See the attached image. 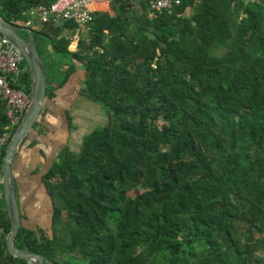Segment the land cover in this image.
<instances>
[{"label":"trees","instance_id":"trees-1","mask_svg":"<svg viewBox=\"0 0 264 264\" xmlns=\"http://www.w3.org/2000/svg\"><path fill=\"white\" fill-rule=\"evenodd\" d=\"M54 1L0 0V16L18 26ZM92 15L74 52V24L33 31L47 94L78 62L82 95L108 119L43 175L50 232L21 227L16 245L46 264H264V0H182L154 17L117 1ZM8 126L0 100V181ZM10 230L0 183V264H28L8 252Z\"/></svg>","mask_w":264,"mask_h":264},{"label":"crops","instance_id":"crops-1","mask_svg":"<svg viewBox=\"0 0 264 264\" xmlns=\"http://www.w3.org/2000/svg\"><path fill=\"white\" fill-rule=\"evenodd\" d=\"M93 9L108 11V6L94 5ZM75 66L63 85L51 83L53 96L47 95L42 113L21 144L12 165L22 227L30 230H51L52 203L42 181L43 175L58 160L63 149H71L70 143L75 139L81 140V146L84 136L98 125L86 132L75 120L96 111L98 116L103 111L100 105L82 95L85 69L78 62ZM100 121L104 125L106 117Z\"/></svg>","mask_w":264,"mask_h":264},{"label":"built area","instance_id":"built-area-1","mask_svg":"<svg viewBox=\"0 0 264 264\" xmlns=\"http://www.w3.org/2000/svg\"><path fill=\"white\" fill-rule=\"evenodd\" d=\"M117 1L146 4L149 17H154L164 11L172 12L176 6L181 4L182 0H55L49 5H38L31 8L28 11L26 22H18L17 25L32 28L33 31L44 24L62 27L66 23H72L76 28L78 27L77 32L86 37L92 29L94 5L108 6ZM250 1L258 2L260 0ZM24 62L25 59L21 52L8 39L1 37L0 100L5 104L9 120L8 131L3 135L1 144H4L11 132L18 127L30 104V94L19 87L26 69L23 66Z\"/></svg>","mask_w":264,"mask_h":264},{"label":"water","instance_id":"water-1","mask_svg":"<svg viewBox=\"0 0 264 264\" xmlns=\"http://www.w3.org/2000/svg\"><path fill=\"white\" fill-rule=\"evenodd\" d=\"M19 31L27 32L29 39L23 38L18 33ZM0 34L21 52L31 77L30 104L8 143L2 163L0 183L3 186L6 210L11 222V230L7 235V250L13 257L23 259L28 264H46L41 254L20 249L15 243V238L22 227V215L17 201L15 178L12 170L16 153L37 123L44 107L47 95L45 65L37 50L32 30L11 24L0 16ZM49 48L51 49V47Z\"/></svg>","mask_w":264,"mask_h":264},{"label":"rangeland","instance_id":"rangeland-1","mask_svg":"<svg viewBox=\"0 0 264 264\" xmlns=\"http://www.w3.org/2000/svg\"><path fill=\"white\" fill-rule=\"evenodd\" d=\"M107 9V8H106ZM189 13H190V11L189 10H187V15H189ZM41 27L42 26H40L39 28H36V29H33V31H39L40 29H41ZM28 29H32V28H28ZM77 29H78V27L74 30V32L73 33H71L70 34V37L72 38V42H71V44L69 45V50L70 51H72V52H74V51H76L77 50V47H76V45L78 44V41H79V39L78 38H76V37H80L81 35H80V33H78L77 32ZM21 32V34L23 35V36H26L27 37V33H25L24 31H20ZM68 33V31H67V29H66V35H68L67 34ZM34 34V33H33ZM82 37V36H81ZM35 43H36V47L38 46V44H39V42L38 41H35ZM38 48H39V46H38ZM40 49V48H39ZM40 52L42 53V54H44V52L43 51H41L40 50ZM43 57L44 58H46L45 57V55H43ZM48 95V94H47ZM47 95H46V97H47ZM102 108V107H101ZM103 109V108H102ZM103 111H104V109H103ZM100 112V114L101 115H98L97 116V111H96V113L94 112L93 114H90V115H88V116H86L85 114L84 115H81L79 118H77L76 120H75V122L76 123H78L79 125H81V127H84L85 128V130H86V132H88L92 127H94L96 124H98V125H96V127H99V126H103V123H101V118L102 117H106V123H107V119H108V116H107V114H106V112H105V114H104V112ZM104 114V115H103ZM103 115V116H102ZM106 115V116H105ZM98 117H100V118H98ZM105 123V122H104ZM105 123V124H106ZM104 124V125H105ZM96 127H94L93 129H95ZM92 130V129H91ZM85 132V131H84ZM83 134V133H82ZM80 139H75L74 141H72L71 143H70V145H71V149H73V150H79V148H80ZM141 192V191H140ZM48 233H49V231H48ZM262 248V247H261ZM257 254H263V249H259L258 251H257Z\"/></svg>","mask_w":264,"mask_h":264}]
</instances>
